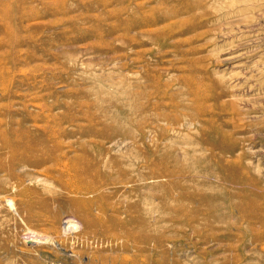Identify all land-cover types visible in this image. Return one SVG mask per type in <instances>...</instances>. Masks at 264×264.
I'll list each match as a JSON object with an SVG mask.
<instances>
[{"label":"rangeland","instance_id":"obj_1","mask_svg":"<svg viewBox=\"0 0 264 264\" xmlns=\"http://www.w3.org/2000/svg\"><path fill=\"white\" fill-rule=\"evenodd\" d=\"M17 121L101 174L71 193L0 135V264H264V0H0Z\"/></svg>","mask_w":264,"mask_h":264},{"label":"bare ground","instance_id":"obj_2","mask_svg":"<svg viewBox=\"0 0 264 264\" xmlns=\"http://www.w3.org/2000/svg\"><path fill=\"white\" fill-rule=\"evenodd\" d=\"M45 121L48 122L49 120L45 119ZM16 125H18V128H11L7 131L15 137V140L6 136V131L0 132L3 144L13 151V155L11 156L13 166L23 163V165L27 167H40L48 163H53L55 167H58L56 168L58 173L56 174L53 170L52 177H59L57 180L63 189L80 195L96 193L98 191L96 186L83 181L85 178L92 176L98 177V175L101 174V170L95 167L97 165L92 166L90 159L81 157L65 160L68 154L63 150V144L59 140V137H61L64 132L48 129L46 126L42 129L29 128L25 126L22 121H17ZM66 177H68V179H65ZM96 199H100V196L97 195L92 199H73L72 203L77 206L82 205L91 207ZM8 205L13 208V210H16V203L14 200H9ZM106 208V206L101 205V210L103 212L106 211ZM68 223L69 225L65 227L66 232L79 229L77 220L71 219ZM130 223H126V225ZM29 237H38V234L34 232L32 236ZM43 238L45 239V237Z\"/></svg>","mask_w":264,"mask_h":264}]
</instances>
